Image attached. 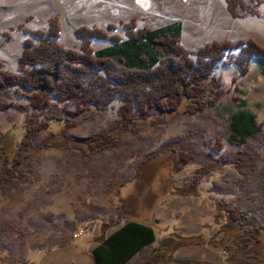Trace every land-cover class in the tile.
<instances>
[{
	"label": "rangeland",
	"instance_id": "obj_1",
	"mask_svg": "<svg viewBox=\"0 0 264 264\" xmlns=\"http://www.w3.org/2000/svg\"><path fill=\"white\" fill-rule=\"evenodd\" d=\"M233 5L236 15L227 0H0V71L19 73L24 39L38 42L30 31L46 30L53 17L57 41L77 51L82 50L78 27L110 24L109 34L124 40L128 21L135 29L172 33L191 52L212 42L249 38L264 49V0ZM90 43L96 51L114 44ZM228 55L237 57L240 50ZM228 60L214 72L223 95L213 106L199 112L181 107L170 114L154 110L123 128L118 127L120 97L74 115L67 111L73 103L52 94L48 107L33 109L21 88L10 85L0 98V140L7 130L22 135L29 116L61 119L36 137L29 178L0 193V264H90L91 245L103 223L111 230L129 218L150 225L160 218L154 225L159 239L186 213L213 215L220 199L252 212L264 226V57L244 63L246 71ZM65 118L74 126L59 142ZM248 126L258 132L246 137ZM50 132L56 133L55 142ZM106 137V147L89 144ZM185 149L191 158L174 172L173 162ZM239 151L251 159L249 165L238 167ZM200 167L207 171L200 174L197 194L172 193L190 186ZM145 256L144 249L133 263Z\"/></svg>",
	"mask_w": 264,
	"mask_h": 264
},
{
	"label": "trees",
	"instance_id": "obj_2",
	"mask_svg": "<svg viewBox=\"0 0 264 264\" xmlns=\"http://www.w3.org/2000/svg\"><path fill=\"white\" fill-rule=\"evenodd\" d=\"M236 1L227 0V7L233 15H236L233 5ZM125 25L128 39L124 40L115 33L109 34L108 29L113 28L110 24L107 29L78 27L76 34L81 38L82 50L77 51L63 47L57 41L60 30L56 18H51L46 30L30 31L38 42L32 38L24 39L17 65L19 73L6 69L0 71V98L10 85H17L33 109L48 107L52 94L60 102L73 103L75 108L67 111L78 115L91 104L99 108L117 96L122 100L117 110L121 117L118 127L123 128L139 124L154 110L170 114L181 107L199 112L213 106L223 95L214 76L221 62L227 64L230 58L241 71H246L244 63L253 57H264V49L250 38L235 43L212 42L191 52L184 49L172 33L135 29L129 21ZM93 39L109 40L114 44L96 51L90 43ZM235 48L240 50V55L233 58L228 52ZM60 119L49 116L37 121L34 116H29L22 135L8 130L3 132L0 140V193L15 189L29 178L31 160L37 150L33 144L36 137L48 129L52 121ZM68 121L67 118L63 121L58 133L59 142L70 126H74ZM244 129L246 137L258 132L256 126ZM50 133L51 141L55 142L56 133ZM108 142L106 137L101 142L90 141L89 144L106 147L110 144ZM178 154L181 156L180 160L173 162L174 172L191 158L186 149ZM243 155L244 152L240 151L236 155L238 167L249 165L251 161ZM205 171L198 168L190 186L173 188L172 193L197 194L196 184ZM213 210L211 221L205 224L202 233L187 236L174 229H165L158 244L137 264H213L174 257L175 249L179 247L203 243L224 251L227 264H264V226L257 222L255 215L229 206L221 199L215 202ZM116 226V230L107 236L106 223L101 225L99 235L94 238L97 242L91 257L94 264H124L155 240L154 229L147 222L129 218ZM213 228L214 231L208 234Z\"/></svg>",
	"mask_w": 264,
	"mask_h": 264
},
{
	"label": "crops",
	"instance_id": "obj_3",
	"mask_svg": "<svg viewBox=\"0 0 264 264\" xmlns=\"http://www.w3.org/2000/svg\"><path fill=\"white\" fill-rule=\"evenodd\" d=\"M212 218V213L209 214L208 216L202 215V213H195V214H190L188 215L187 213L184 214L183 218L181 219L182 221L179 222V224L175 225L173 228L174 230L178 229L181 233L184 235L189 236L190 234H198L203 231L204 226L206 223L210 222ZM207 219V220H204ZM160 218L152 220L154 222V225L158 221H160ZM153 224L151 225L154 229V235H155V240L149 244V246H144L142 250L145 249L146 255L148 252L151 250L152 247L156 246L158 243V236L156 235V229ZM117 226L114 227V229L107 230L105 233H107V236L109 233L112 231L116 230ZM214 231V228L209 230L208 234H211ZM97 236V235H95ZM94 237V236H93ZM93 241V240H92ZM94 244L91 245L90 249V257L88 259L91 261L89 262L90 264H94L91 257H92V251L94 249L95 244H97L96 241L93 242ZM138 251L135 253V255L131 256L129 259L124 261V264H134L133 261L136 259L137 255L142 251ZM225 253L224 251L220 250L219 248H214V246L208 244V243H203V244H193L189 245V247L184 246V247H179L175 249L174 257L177 259H196V260H204V261H209L212 262L213 264L219 263V264H227L225 262Z\"/></svg>",
	"mask_w": 264,
	"mask_h": 264
}]
</instances>
